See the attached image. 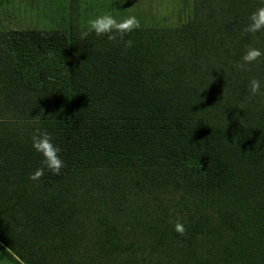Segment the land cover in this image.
I'll return each instance as SVG.
<instances>
[{
  "label": "trees",
  "instance_id": "1",
  "mask_svg": "<svg viewBox=\"0 0 264 264\" xmlns=\"http://www.w3.org/2000/svg\"><path fill=\"white\" fill-rule=\"evenodd\" d=\"M70 3L68 29L0 31L4 253L135 264L144 238L163 252L177 242L189 264H264V55L238 67L249 47L264 53V31L244 32L264 0H192L184 22H140L122 40L81 39L90 27ZM37 129L62 149L59 175L32 146ZM165 189L197 213L186 233L147 222L127 240L120 211Z\"/></svg>",
  "mask_w": 264,
  "mask_h": 264
},
{
  "label": "rangeland",
  "instance_id": "2",
  "mask_svg": "<svg viewBox=\"0 0 264 264\" xmlns=\"http://www.w3.org/2000/svg\"><path fill=\"white\" fill-rule=\"evenodd\" d=\"M0 0L1 30H53L68 29L73 6L70 0ZM192 0H78V21L90 27L89 21L104 14H111L118 21L135 16L145 25H176L186 20ZM35 7V10L33 9ZM15 9V12H11ZM1 99V98H0ZM193 208L185 205L182 195L165 189L157 194L144 196L138 204L124 207L119 219L127 240L139 239L142 224L165 222L175 226L196 216ZM146 220V221H145ZM135 264H189L185 261L181 245L172 242L167 252L157 251L142 239ZM203 250H211L212 241H201ZM11 259L0 247V264H23Z\"/></svg>",
  "mask_w": 264,
  "mask_h": 264
},
{
  "label": "clouds",
  "instance_id": "3",
  "mask_svg": "<svg viewBox=\"0 0 264 264\" xmlns=\"http://www.w3.org/2000/svg\"><path fill=\"white\" fill-rule=\"evenodd\" d=\"M90 28L88 31H82L80 38L87 39L88 36L94 31L97 36L108 35L109 40H115V33L119 34L122 40L124 36L131 33L134 29L140 27V21L135 16H129L122 21H118L111 14H104L96 19L89 21ZM259 31H264V7L258 8L250 16V23L244 28L245 33L255 34ZM132 41L127 40L125 47H131ZM264 53L261 50L249 47L246 54L242 57V63L238 65L239 68L244 69L247 64L257 61ZM261 84L258 79L250 81V93L255 96L260 93ZM33 148L41 153L44 157L43 164L52 171L54 175H59L61 169L66 165L60 158L62 149L53 143V137L45 130L40 132L37 129V134L33 135ZM44 174V169H38L33 175L30 176L32 180H39ZM175 231L181 235L186 233V228L183 224L177 222L175 224Z\"/></svg>",
  "mask_w": 264,
  "mask_h": 264
},
{
  "label": "crops",
  "instance_id": "4",
  "mask_svg": "<svg viewBox=\"0 0 264 264\" xmlns=\"http://www.w3.org/2000/svg\"><path fill=\"white\" fill-rule=\"evenodd\" d=\"M33 2H35V0L33 1ZM35 4H36V2H35ZM1 9V8H0ZM33 9L35 10V7H33ZM2 10V9H1ZM11 12H15V9H13ZM0 22H1V20H0ZM11 30V29H10ZM2 31V30H1Z\"/></svg>",
  "mask_w": 264,
  "mask_h": 264
}]
</instances>
